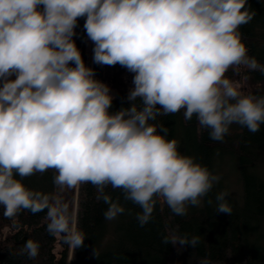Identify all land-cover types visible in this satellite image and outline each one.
<instances>
[{
    "label": "clouds",
    "instance_id": "1",
    "mask_svg": "<svg viewBox=\"0 0 264 264\" xmlns=\"http://www.w3.org/2000/svg\"><path fill=\"white\" fill-rule=\"evenodd\" d=\"M247 0H0V206L5 217L47 209V229L74 247L84 234L70 227L69 204L29 188L24 179L54 171L63 192L90 183L107 208L106 220L140 207V226L158 199L178 216L202 200L221 177L157 122L183 110L198 130L223 141L233 124L256 133L264 125V96L245 94L226 76L241 65L264 72L248 55L240 27L254 12ZM92 42V62L120 65L132 73L129 106L113 108L110 86L85 63L75 36L79 21ZM216 195V212L231 214ZM212 203L211 200L208 201ZM199 236L163 238L195 248ZM34 259L39 244L25 242L21 254ZM201 264H209L207 259Z\"/></svg>",
    "mask_w": 264,
    "mask_h": 264
},
{
    "label": "trees",
    "instance_id": "2",
    "mask_svg": "<svg viewBox=\"0 0 264 264\" xmlns=\"http://www.w3.org/2000/svg\"><path fill=\"white\" fill-rule=\"evenodd\" d=\"M246 7L254 12L253 19L240 27L248 55L264 65V0H247ZM79 21L75 40L85 63L91 66L98 79L107 83L114 95L113 108L129 106L127 93L132 87L133 74L120 65L100 66L92 62L88 38ZM226 76L235 80L236 70ZM245 94L264 96V72L242 69ZM168 129V138L178 140L179 151L196 158L202 165L221 177L202 200L201 207L188 206L187 215H175L158 199L151 220L140 226L136 215L138 205L125 201L119 189L108 186L105 191L113 200L119 198L125 212L114 220H106L107 205L97 200L90 183L73 189L76 194L75 229L84 234L82 246L67 243L62 233L47 229V209L33 213L21 210L15 217L3 215L0 206V264H264V125L256 133L233 124L223 141L210 139L207 129L198 130L195 117L186 121L181 110L175 115L157 118ZM54 171L24 179L31 189L51 196L61 191L54 185ZM227 191L226 200L231 214L216 212V195ZM212 203L209 204L208 201ZM74 204L69 210L70 227ZM199 236L198 245L183 246L163 243L165 236ZM29 239L39 244V254L30 259L21 254Z\"/></svg>",
    "mask_w": 264,
    "mask_h": 264
},
{
    "label": "rangeland",
    "instance_id": "3",
    "mask_svg": "<svg viewBox=\"0 0 264 264\" xmlns=\"http://www.w3.org/2000/svg\"><path fill=\"white\" fill-rule=\"evenodd\" d=\"M88 46H89L88 49L91 51V54H93L92 52L93 45H92V42L89 40H88ZM242 69H243V65H241L239 69L236 70V78L234 82L239 83L241 86V91L245 92V86L242 80ZM58 196L61 197L64 201H66L69 204V210L71 209V206L74 204L72 228L75 229L74 220H75V209H76V199H77L76 194L73 199V197H71V192L68 190H64Z\"/></svg>",
    "mask_w": 264,
    "mask_h": 264
}]
</instances>
